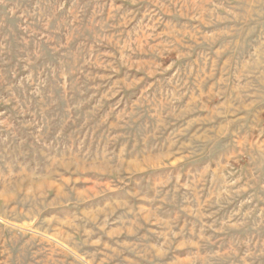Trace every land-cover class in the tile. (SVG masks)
Masks as SVG:
<instances>
[{"label":"rangeland","instance_id":"1","mask_svg":"<svg viewBox=\"0 0 264 264\" xmlns=\"http://www.w3.org/2000/svg\"><path fill=\"white\" fill-rule=\"evenodd\" d=\"M0 264H264V0H0Z\"/></svg>","mask_w":264,"mask_h":264}]
</instances>
